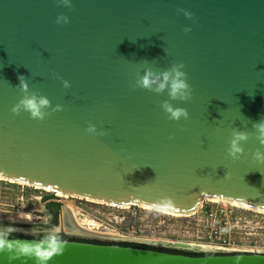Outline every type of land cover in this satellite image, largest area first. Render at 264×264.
I'll list each match as a JSON object with an SVG mask.
<instances>
[{"label":"water","instance_id":"95a60500","mask_svg":"<svg viewBox=\"0 0 264 264\" xmlns=\"http://www.w3.org/2000/svg\"><path fill=\"white\" fill-rule=\"evenodd\" d=\"M72 4L69 10L56 0H0V178L100 204L180 215L196 212L205 198L264 211V164L252 159L260 148L253 125L264 121V0ZM60 14L68 24L55 23ZM186 27L191 31L185 33ZM175 63L185 64L192 88L189 102H175L189 112L187 121L168 120L160 108L166 94L132 87L145 69L163 72ZM53 73L71 87L64 89ZM19 75L29 92L63 110L49 109L43 121L23 111L13 115L23 96ZM90 123L106 135H88ZM233 129L251 134L236 162L226 158ZM55 198H44L43 206H64ZM63 232L189 256L65 241L49 264H264V253L158 244L86 229ZM204 253L216 256H190ZM0 264L35 260L0 253Z\"/></svg>","mask_w":264,"mask_h":264},{"label":"clouds","instance_id":"9594fccd","mask_svg":"<svg viewBox=\"0 0 264 264\" xmlns=\"http://www.w3.org/2000/svg\"><path fill=\"white\" fill-rule=\"evenodd\" d=\"M58 7L71 9L73 7L72 0H56ZM182 12L185 18L191 20L193 13L185 9H178ZM55 23L57 25H64L69 23V17L60 14L56 17ZM191 28L186 27L184 32H190ZM184 63H175L163 72H155L151 69H145L143 75H137L132 87L133 89H142L152 92L156 95H167V99L160 104V108L167 116L168 120L173 122H180L181 120H189V112L186 108L176 106L175 102L187 103L192 99V88L188 81V76ZM53 78L61 79L62 87L69 89L70 82L63 80L56 73H53ZM19 84L17 85L23 93L22 98L11 109L13 115H19L22 111L27 112L30 118L43 121L50 112H59L63 110L62 105L52 107L50 100L37 92H29V86L26 78L23 75L18 76ZM255 138L258 141L260 148L252 153V159L257 164H264V121L255 123ZM86 133L91 136H104V131L98 130L94 124H89L86 128ZM250 133L233 129L231 132V139L227 148L226 158L233 162L240 160L244 155V147L250 139ZM173 139V137H170ZM227 174L225 173V176ZM163 203H171L170 199H165ZM159 206V205H157ZM29 219L27 222L31 223V214H26ZM51 215L47 214L43 218L44 224H49ZM20 231L19 229L9 225H0V253H8L10 259L31 258L35 260V264H49L51 258L55 255L62 254L65 248V241L60 235V228L52 226L43 231L32 229L25 234L39 236L37 240H22L13 238V234Z\"/></svg>","mask_w":264,"mask_h":264},{"label":"built area","instance_id":"2783aa9c","mask_svg":"<svg viewBox=\"0 0 264 264\" xmlns=\"http://www.w3.org/2000/svg\"><path fill=\"white\" fill-rule=\"evenodd\" d=\"M0 182L11 184L10 182L4 180H0ZM17 186L22 187L20 191L22 199L26 197V189L31 188L34 190L44 191L42 189L25 185ZM1 188L2 187L0 186V189ZM46 193L48 195L41 198L42 205H44V198L56 196V194L52 192ZM72 199L85 201L96 206L118 210L119 213L113 221L101 215L99 216L98 221L103 224L102 229L105 227L117 229L121 238L138 241H157L167 245H172L178 241L183 242L180 241V239H183L185 240L184 242L195 244L197 247L201 248H210L209 250L212 251L223 250L236 254L264 253V251L257 248L259 246L255 245L254 242L244 241L240 238L242 233L247 232L246 230L256 231L251 228V225L254 224L253 220L246 215V212L228 204L205 203V206L192 215L190 217L191 219L187 221L188 218H174L164 215L156 210L144 207H118L106 204H95L89 200L77 197H72ZM54 201L63 203L62 199L59 197L55 198ZM83 213L87 214L89 212L84 209ZM170 220L178 221V223L171 222ZM184 222L186 223L184 224ZM101 234L111 235L106 233V231H101ZM253 234L254 232L247 233L245 235L249 236ZM155 236H158V240Z\"/></svg>","mask_w":264,"mask_h":264},{"label":"rangeland","instance_id":"374dc122","mask_svg":"<svg viewBox=\"0 0 264 264\" xmlns=\"http://www.w3.org/2000/svg\"><path fill=\"white\" fill-rule=\"evenodd\" d=\"M0 180H2V179L0 178ZM0 183H1L0 186L2 187L0 189V222L10 221L15 217L20 216L23 213H32L34 216V222L33 223H36L37 225L42 223L43 218L46 216V210H45V206H43L41 203V198L48 195L46 193L48 191L44 192L41 190H34L31 188L26 189L27 190L26 191L27 192L26 197L24 199H22L21 194H20L22 187L17 186L15 184L13 185V183H11V184L6 183V182H0ZM72 197L75 198L74 196H69V195L64 194V197H62V202L64 203L63 205H65L67 207V211H69L72 216L76 217L75 218L76 222H78V221H80V219H82L81 216H85L86 219H89L90 221L94 220L100 225V227L97 226L94 228L93 233H95L96 235L101 233V231H106V233H109L115 237H120L117 229L109 228V227H105L102 229L103 224L98 221L100 215L103 217H107L113 221V219L119 213L118 210L113 209V208H107V207L92 205V204H89L85 201L72 199ZM92 203H94V202H92ZM95 204H97V203H95ZM81 206L85 210H88L89 213H87V214L83 213L84 209ZM203 206H205V203ZM230 206L246 212V215L250 219H252L253 223H254L253 225H251V228L256 230V231L246 230L247 232L242 233L240 235V238H242L244 241L254 242L255 245L259 246L257 248L264 251V214L257 213V212H254V211H251L248 209H244L241 207H236L233 205H230ZM194 214L195 213L190 214V215H188V214L180 215V216H177V218H182V219L188 218L187 221H189L191 219L190 217ZM170 221L178 223V221H174V220H170ZM185 223L186 222H184V224ZM63 230L66 231L65 229H63ZM63 230H61V232H63ZM90 232H92V231H90ZM253 232H254L253 235H249V236L245 235L247 233H253ZM155 238L158 240V236L157 237L155 236ZM175 241H177V240H175ZM180 241H183V242L178 241V242H175L174 244H184L190 248L191 247H197L195 244L184 242L185 240H183V239H180ZM146 242H153V243H158V244L161 243V242H157V241H148V240H146ZM203 248L207 249V250L210 249V248H206V247H203Z\"/></svg>","mask_w":264,"mask_h":264},{"label":"bare ground","instance_id":"6f19581e","mask_svg":"<svg viewBox=\"0 0 264 264\" xmlns=\"http://www.w3.org/2000/svg\"><path fill=\"white\" fill-rule=\"evenodd\" d=\"M10 183H13L15 185H21V184L15 183L13 181L12 182L10 181ZM44 191H48V190H44ZM48 192H51V191H48ZM55 194H56L57 197H59L61 199H62V197H64V193L58 192V193H55ZM66 195H68V194H66ZM69 196H71V195H69ZM91 202L99 203L97 201H91ZM204 203H224V204H229V205H233V206H236V207H241V208L248 209V210H251V211H254V212H257V213L264 214V211H261L259 209H255L253 207H249V206H246V205L234 202V201L229 202V201H226V200H223V199L222 200H213V199H208V198H205L203 200V202L200 204V206L198 207L196 212H198V210L200 209V207ZM148 208H150V207H148ZM45 210H46V215L47 214L51 215V221L47 225L44 224L43 221H42V223H40L38 225L36 223H33L34 222V216H33L32 213H30L31 214V223L27 222L29 217L26 214H29V213H23L20 216L15 217V218H13L10 221L0 222V225H4V226L11 225V226L17 227V228L18 227L19 228L22 227V228H24L26 230H32V229L45 230V229H47L49 227L57 226L61 230L65 229L66 231H69V232H72L74 230L80 232V230L83 231L85 229L88 230V231H94L95 227H97V226L100 227V225L96 221H94V220L90 221L89 219H86L85 216H81L82 219H80V221L76 222V220H75L76 217L72 216L70 214V212L67 211V207L65 205L62 206L60 209H57L56 207H53V206H45ZM151 210H154V209L151 208ZM155 210L158 211V212H161L164 215H168V216L174 217V218H177V216H180V214L171 213V212L160 210V209H155ZM196 212H194V213H196ZM188 215H190V214H188Z\"/></svg>","mask_w":264,"mask_h":264},{"label":"trees","instance_id":"16d2710c","mask_svg":"<svg viewBox=\"0 0 264 264\" xmlns=\"http://www.w3.org/2000/svg\"><path fill=\"white\" fill-rule=\"evenodd\" d=\"M13 238H19V239H24V240H28V239L37 240L40 237H38V238H27V237H22V236L13 234ZM62 239L64 241H70V240L65 239V238H62ZM71 241H77V242H82V243H92V244H97V245H108V246H120V247H127V248H135V249L163 252V253L174 254V255H188V254H185L183 252L176 251V250L158 249V248H155V247L145 246V245H141V244H134V243H101V242H97V241H85V240H71ZM190 256H193V257H207V256H216V255L210 254V253H204V254H195V255H190Z\"/></svg>","mask_w":264,"mask_h":264},{"label":"flooded vegetation","instance_id":"af4514ba","mask_svg":"<svg viewBox=\"0 0 264 264\" xmlns=\"http://www.w3.org/2000/svg\"><path fill=\"white\" fill-rule=\"evenodd\" d=\"M14 234H16V235H19V236H22V237H27V238H38L39 236H35V235H31V234H21V233H19V232H17V233H14ZM61 237L62 238H65V239H68V240H79V239H77L76 238V236H73V235H68V234H66L65 232H62L61 234ZM33 240V239H32ZM184 253H186V252H184Z\"/></svg>","mask_w":264,"mask_h":264}]
</instances>
